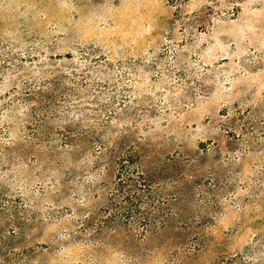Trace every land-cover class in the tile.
<instances>
[{"label": "rangeland", "instance_id": "374dc122", "mask_svg": "<svg viewBox=\"0 0 264 264\" xmlns=\"http://www.w3.org/2000/svg\"><path fill=\"white\" fill-rule=\"evenodd\" d=\"M0 264H264V0H0Z\"/></svg>", "mask_w": 264, "mask_h": 264}]
</instances>
